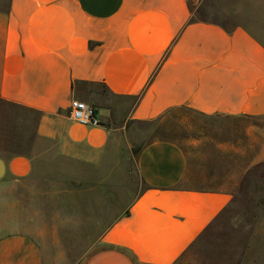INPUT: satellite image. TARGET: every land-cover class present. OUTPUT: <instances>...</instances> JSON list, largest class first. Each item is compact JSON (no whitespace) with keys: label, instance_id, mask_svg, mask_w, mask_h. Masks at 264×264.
Instances as JSON below:
<instances>
[{"label":"crops","instance_id":"0c3cea01","mask_svg":"<svg viewBox=\"0 0 264 264\" xmlns=\"http://www.w3.org/2000/svg\"><path fill=\"white\" fill-rule=\"evenodd\" d=\"M201 2L0 0V122L7 106L39 115L28 152L0 153V191L50 180L59 162L97 166L125 128L180 108L264 116V44L241 24L199 19ZM73 100L96 108L100 124L74 121ZM135 163L145 189L95 223L85 237L100 247L81 264L198 263L215 225L233 217L234 195L186 185L188 155L171 140L143 143ZM16 206L0 195V264H44L40 244L5 211Z\"/></svg>","mask_w":264,"mask_h":264},{"label":"rangeland","instance_id":"374dc122","mask_svg":"<svg viewBox=\"0 0 264 264\" xmlns=\"http://www.w3.org/2000/svg\"><path fill=\"white\" fill-rule=\"evenodd\" d=\"M198 18L227 27L241 24L264 44V0H202ZM38 117L5 107L0 153L28 152ZM161 139L178 143L188 155L186 185L229 191L236 202L231 220L215 225L193 264H264V116H207L180 108L159 120L132 124L97 166L59 162L62 169L50 180L35 176L0 191L17 204L14 212L4 210L40 244L44 264H81L100 247L98 240L85 237L95 223L120 215L145 189L136 171L139 147ZM63 185L70 190H48Z\"/></svg>","mask_w":264,"mask_h":264},{"label":"built area","instance_id":"2783aa9c","mask_svg":"<svg viewBox=\"0 0 264 264\" xmlns=\"http://www.w3.org/2000/svg\"><path fill=\"white\" fill-rule=\"evenodd\" d=\"M70 117L83 125H99L96 108L80 100H73L70 105Z\"/></svg>","mask_w":264,"mask_h":264}]
</instances>
